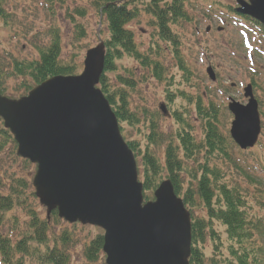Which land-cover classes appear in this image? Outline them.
Returning a JSON list of instances; mask_svg holds the SVG:
<instances>
[{
    "label": "rangeland",
    "instance_id": "obj_1",
    "mask_svg": "<svg viewBox=\"0 0 264 264\" xmlns=\"http://www.w3.org/2000/svg\"><path fill=\"white\" fill-rule=\"evenodd\" d=\"M148 1L137 0L131 6L139 12L126 28L133 34L136 50L148 62H158L160 79L154 78L152 68L143 67L127 56L115 61V70L105 74L111 90L118 94L123 91L129 111L138 117L136 126L119 124L123 140L139 145V150L145 152L148 144L145 138L154 129L156 140L149 150L155 153L163 167L159 184L168 178L163 166L164 151L168 145L178 147V137L182 132L190 134L195 145L203 141L204 129L195 109L197 100L203 107L209 104L218 107L216 126L221 135L228 137L232 121L226 109L228 99L246 104L242 89L254 81L252 91L258 102L261 125L256 145L242 152L232 143L229 154L235 164L210 156L209 166L219 170L222 176L220 182L229 185L236 182L243 188L250 218L262 222L260 237L257 238L264 245V37L260 40L252 33L247 34V28L251 27L246 21L237 22L231 14L225 13L229 5H234L233 0H186L183 9L189 22H179L171 27L178 42L179 60H176L171 45L160 42L152 18L144 11ZM97 2L4 0L2 8L7 17L0 18V70L8 74L3 81L5 96L18 98L32 89L25 92L21 86L25 80L9 76L12 74L11 62L37 60L38 50L49 46L56 32L60 42V64L71 68L74 75L82 72L86 51L97 46L99 38L103 42L108 39L107 24L105 18L100 17ZM80 28L84 32L82 35ZM179 62H183L184 72L179 69ZM208 67L212 69L214 82L206 75ZM118 77L127 80L133 87L125 86ZM160 107L167 115L160 112ZM178 155L182 159L180 171L176 174L182 186L179 198L183 199L188 190L195 191V176L200 177L199 167L207 155L202 150L191 159H184L180 151ZM136 160L140 176L141 164L139 158ZM35 170V166L16 155V144H7L0 151V194L10 196L13 206L3 217L0 234L18 240L30 233V218L36 216L48 224L47 243L41 247L42 251L57 247L68 257V264H102L104 256L94 263H87L84 258L85 247L96 235H102V231L91 226L68 224L60 219L55 221L47 216V210L31 196L34 193L31 186ZM191 176L194 178L191 179ZM18 183H23L24 187L19 188L16 195ZM146 196L150 201L153 193ZM194 199V206H187V209L192 217L206 221L204 208L198 197L194 196ZM213 229L219 241L213 242L206 237L204 244L200 245L205 264H230V252L227 250L230 243L224 229L217 223L213 224ZM63 236L67 237L66 241H61ZM214 246L218 249L215 250ZM25 264L35 263L27 260Z\"/></svg>",
    "mask_w": 264,
    "mask_h": 264
},
{
    "label": "water",
    "instance_id": "obj_2",
    "mask_svg": "<svg viewBox=\"0 0 264 264\" xmlns=\"http://www.w3.org/2000/svg\"><path fill=\"white\" fill-rule=\"evenodd\" d=\"M236 1L240 13L264 24V0ZM104 61L100 42L86 52L80 75L52 77L16 100L0 94L3 126L17 156L36 165L32 186L47 215L53 210L70 224L104 231L105 264H188L189 214L169 180L159 184L153 201L142 203L134 156L96 88ZM250 90L244 89L246 105L228 104L230 137L241 150L252 148L260 133Z\"/></svg>",
    "mask_w": 264,
    "mask_h": 264
},
{
    "label": "trees",
    "instance_id": "obj_3",
    "mask_svg": "<svg viewBox=\"0 0 264 264\" xmlns=\"http://www.w3.org/2000/svg\"><path fill=\"white\" fill-rule=\"evenodd\" d=\"M100 15L105 18L108 31V39L105 45V63L104 73L102 74L98 88H100L104 97L108 101L113 113L119 124H128L136 126L138 117L129 111L127 98L123 91L116 93L111 90L109 80L106 73L115 70L114 63L121 60L123 56L132 58L140 62L143 67H150L153 71L155 79H160V66L158 62L147 61L145 56L140 54L135 47L133 34L126 28L132 20L136 19L138 10L131 7L137 0H98ZM4 0H0V18L5 19L7 14L3 10ZM186 0H149L144 5V11L153 19L157 37L160 42L168 43L172 47V52L176 60H179L178 42L175 35L170 31V26L175 25L179 20L188 22L185 10H183ZM82 15V14H81ZM81 35L84 34L82 28ZM79 30V31H80ZM57 32L53 34L52 40L46 48L38 50L37 60H13L11 62V75L15 78H22L25 81L21 84L26 92L34 86L42 83L48 78L55 76L74 75L71 68L60 64V44ZM177 45V47H176ZM179 69L185 71L182 63L179 62ZM0 70V92L4 95V76ZM118 80L128 87H133L127 80L118 77ZM27 83V84H26ZM196 110L198 117L201 119L203 131V141L195 145L191 140L190 134L182 132L178 137V147L172 144L168 145L164 151V171L167 172L165 179L169 180L173 186L175 194L179 197L182 191L181 183L178 180L176 172L180 171L181 159L178 155L179 151L184 159H191L199 150L205 153L204 163L200 168V177L196 178L195 191L188 190L184 195L183 201L187 212L190 215L191 223V247L188 264H205V258L202 254L200 245L204 244L206 237L208 240L219 241L218 235L213 231V224L217 223L224 229L227 241L230 246L227 248L231 259L230 264H264V245L258 242L260 237V228L262 222L260 220H252L250 218V209L247 208V199L243 188L238 183L233 182L229 185L222 180L220 172L216 167L209 166L210 156L228 161L235 164L230 156V148H233L230 137H224L217 129V108L209 104L203 107L201 101L196 102ZM1 123V121H0ZM120 128V127H119ZM154 130V129H153ZM150 130L147 136L148 144L145 152L139 150V145L126 142L133 152L135 158H139L141 164L140 181L143 185V197L147 200V194L153 193L161 180L160 174L163 172L159 158L149 150L155 144L154 131ZM121 131V128H120ZM14 143L12 137L7 130L0 126V151L7 144ZM15 144V143H14ZM151 145V146H150ZM178 148L180 150H178ZM209 166V167H208ZM194 177L191 176V179ZM249 180H252L248 176ZM24 187L23 183L16 185V195L18 189ZM15 193V189L12 192ZM32 197L36 198L34 193ZM194 196L198 197V201L204 208L207 218L206 221L201 218L196 219L187 209V206H194ZM10 196H2L0 194V225L3 217L12 206ZM152 199V198H151ZM150 199V200H151ZM55 221L58 219L56 212L49 215ZM28 227L29 234L13 240L12 236H2L0 234V264H25V261L38 262L40 264H68V257L59 248L54 247L51 250L42 251L41 247L47 243L48 224L45 220H40L36 216H31ZM67 235V234H66ZM102 235H96L84 249V258L87 263H94L102 256ZM255 237V239H254ZM67 237L63 236L61 241H66ZM215 250L218 247H215ZM104 264V263H102Z\"/></svg>",
    "mask_w": 264,
    "mask_h": 264
}]
</instances>
